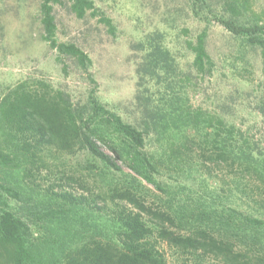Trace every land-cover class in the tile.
Here are the masks:
<instances>
[{
  "label": "trees",
  "instance_id": "obj_1",
  "mask_svg": "<svg viewBox=\"0 0 264 264\" xmlns=\"http://www.w3.org/2000/svg\"><path fill=\"white\" fill-rule=\"evenodd\" d=\"M68 1L78 18L99 15L114 33L111 19L93 0ZM60 2L39 0L43 38L57 56L75 57L86 69L87 54L55 37L53 6ZM187 5L204 25L194 37L183 38L189 29L173 30L167 20L132 43L138 57L131 120L92 91L85 104L74 107L67 94L45 81L0 88V264H264V198L258 215L227 203L222 186H208L212 176L201 175L189 154L198 142L200 165L223 163L234 179L254 178L264 187V148L249 144L222 117L189 103L187 87L193 73L212 71L206 38L213 23L264 53V12L251 0H187ZM179 41L182 52L175 46ZM185 53L192 56L188 70L181 60ZM260 114L264 120V102ZM78 151L92 159L85 175L94 171V186L87 187L80 173L70 178L81 191L41 186L45 157ZM166 170L195 171L189 178L198 181L199 191L191 202L173 196L185 186L166 184L160 178ZM141 181L167 195L165 206L153 210L145 202ZM161 245L172 250L171 262Z\"/></svg>",
  "mask_w": 264,
  "mask_h": 264
},
{
  "label": "rangeland",
  "instance_id": "obj_2",
  "mask_svg": "<svg viewBox=\"0 0 264 264\" xmlns=\"http://www.w3.org/2000/svg\"><path fill=\"white\" fill-rule=\"evenodd\" d=\"M93 1L111 19L114 33L107 31L106 25L99 21V15L87 12L78 18L71 11L68 0H61L53 6L55 37L59 42L74 43L87 54L90 62L84 69L75 57L63 53L57 56L56 49L43 38L39 0H0V88L21 80H27L32 87L38 86V80L45 81L67 94L74 107L85 104L92 91L107 108L125 120H131L138 57V53L131 49L132 43L150 30L163 28L167 20L173 30L189 29L187 35L180 32L183 38L194 37L204 26L190 13L187 0ZM251 3L256 11L264 12V0H251ZM175 46L182 52L181 41ZM206 48L213 61L212 71L191 75V82L187 83L189 103L222 117L239 129L249 144H260L263 149L264 120L260 106L264 102V53L258 48L242 45L215 23L208 27ZM191 57L185 53L181 59L185 70L191 69ZM197 144L191 145L189 154L192 166L198 167L201 175L212 176L207 179V185L222 186L224 201L254 215L260 214L263 185L254 178L234 179V172L223 163L210 169L200 165V155L194 151ZM103 149L108 151L104 146ZM54 155L45 157L47 166L41 170L42 177H38L41 186L81 191L78 182L70 178L79 176V173L88 182L87 187L94 186L91 182L94 171L85 175L88 173L85 164L92 161L85 151L60 154L53 159ZM121 167L123 172H130L126 166ZM194 174V170H166L160 178L171 186L184 184L185 187L177 188L173 196L191 202L195 192L199 191L196 188L198 181L193 182L189 178ZM233 180H238V183ZM141 182L145 202L153 210L165 206L163 201L167 195ZM161 248L171 262L172 250L164 245ZM180 262L172 261L171 264Z\"/></svg>",
  "mask_w": 264,
  "mask_h": 264
}]
</instances>
